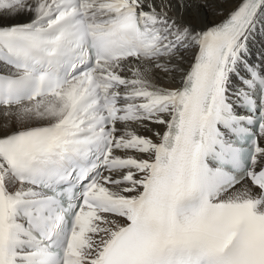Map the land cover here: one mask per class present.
Segmentation results:
<instances>
[{
    "label": "snow or ice",
    "instance_id": "6c2138e0",
    "mask_svg": "<svg viewBox=\"0 0 264 264\" xmlns=\"http://www.w3.org/2000/svg\"><path fill=\"white\" fill-rule=\"evenodd\" d=\"M227 2L0 0V264H264V0Z\"/></svg>",
    "mask_w": 264,
    "mask_h": 264
},
{
    "label": "bare ground",
    "instance_id": "6f19581e",
    "mask_svg": "<svg viewBox=\"0 0 264 264\" xmlns=\"http://www.w3.org/2000/svg\"><path fill=\"white\" fill-rule=\"evenodd\" d=\"M223 7L225 9V14H227V12L232 7V0H228V2L223 5ZM207 19H208V21H218V20L222 19V17H219V16H216V17L209 16V17H207ZM24 21H27V18H20V21L19 22H24ZM161 82L163 83L164 81H161Z\"/></svg>",
    "mask_w": 264,
    "mask_h": 264
}]
</instances>
